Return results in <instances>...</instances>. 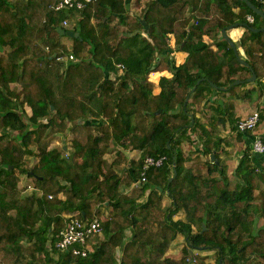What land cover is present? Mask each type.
<instances>
[{"label":"trees","instance_id":"trees-1","mask_svg":"<svg viewBox=\"0 0 264 264\" xmlns=\"http://www.w3.org/2000/svg\"><path fill=\"white\" fill-rule=\"evenodd\" d=\"M55 3L0 0V264H193V249L216 251V264H264V153L255 162L247 145L229 176L219 151L224 139H213L215 129L210 134L196 116L214 92L248 96L236 80L248 83L255 73L262 84L264 30L254 28L264 17L245 0H151L137 16L127 13V0H92L68 11ZM236 23L248 66L226 39L217 49L203 40L212 28L221 33ZM173 51L188 56L177 65ZM69 54L75 59L58 60ZM162 70L172 76H162L154 93L150 74ZM230 123L236 130V119ZM198 129L206 134L198 136L202 148L187 153L183 144ZM66 134L69 158L65 146L50 147ZM134 149L139 158L117 171ZM26 156L38 160L28 167ZM147 156L166 160L123 192L141 177ZM23 174L38 191L24 194ZM180 211L185 218L174 219ZM75 212L101 219L103 237L86 256L55 245ZM179 234L187 244L182 259L168 253Z\"/></svg>","mask_w":264,"mask_h":264},{"label":"crops","instance_id":"crops-1","mask_svg":"<svg viewBox=\"0 0 264 264\" xmlns=\"http://www.w3.org/2000/svg\"><path fill=\"white\" fill-rule=\"evenodd\" d=\"M149 1L151 0H127L128 2L127 13L133 16L140 15L142 13L143 8H145L146 4ZM234 10L238 11L239 8L235 7ZM243 32H244V28L242 26L233 27L227 30L228 35L235 42L237 46L239 56L242 59H245L246 54L243 47L240 44V40L243 35ZM170 36H171V45L174 47L175 37L172 34ZM223 38H224L223 32L220 33L217 29L214 28L211 29V34L209 33L203 34V40L207 43H210L212 48L214 49H217V43L221 42ZM187 56H188V52L186 51L172 52V57L174 58L177 65L183 63L186 60ZM150 76H151L150 80L154 83V93H159L161 91V86L159 84L160 78L162 76L171 77L172 73L169 70L154 71L150 74ZM239 84H243L241 86V90L250 91L248 96L246 97L232 96L227 91L214 92L210 94L208 98L204 101L203 111H198L196 114L197 118L200 120V123L207 128L210 134L213 131V129H215V132L212 133L213 139H216L217 137H221L224 139V142L222 143L221 147H219V151H220V158L229 176L234 173L239 163L240 157L245 151L246 146L247 145L252 146L253 138H254L253 133H250L249 135L242 136V138L239 139L238 136L236 135L237 131L235 130L234 125L230 123V119L233 118L236 119L237 121L240 118L249 116L256 110H260L261 122L254 133L262 137L264 136V79L262 80L261 85L260 83L255 82V79L250 80L248 83H243V81L241 80ZM260 87L262 88L263 91V95L261 99H259L258 96V93L261 90ZM198 136L200 138L202 136L204 139L206 138V134L203 135L201 129H198V131L192 135L191 142L188 141L184 142L183 146L187 153L197 152L202 148L203 140L200 139ZM188 145L191 146L192 149L187 148ZM117 148L120 149V146H118ZM240 148H242L241 150L242 153L238 154ZM65 149H66L65 153H69L68 155H70L71 147L67 143L65 144ZM140 152L141 151L138 149L126 150V155L128 156V160H124L118 167H116L117 171L123 169H130L131 167L130 159H138L140 156ZM115 153L116 150L115 152L106 154V158L112 160L113 158H115ZM236 154H238V159L237 157H235ZM259 155L261 154L254 152L253 157L255 158V162L257 161ZM109 156L112 158H110ZM234 158L236 159L235 163H234ZM135 186L136 184L135 182H133L132 185L130 186H124L122 190L123 192L129 194ZM165 202L169 203L170 199L168 197H165ZM110 209L111 208H109L107 204L106 206L102 207L101 209L102 220L106 219ZM184 218H185L184 211H180L178 214L174 216V219H184ZM181 236L184 237L182 234H179L174 240V242H176ZM102 237H103V233L101 232L100 234L92 238V240L89 242L90 249H93L99 238ZM173 243H172L173 246L171 245L170 250L168 252L171 255L174 251ZM185 245L183 244L182 250L187 247V244ZM192 251L193 250H191V253ZM210 251H214V250H210ZM118 253H121L120 248L118 249Z\"/></svg>","mask_w":264,"mask_h":264},{"label":"built area","instance_id":"built-area-1","mask_svg":"<svg viewBox=\"0 0 264 264\" xmlns=\"http://www.w3.org/2000/svg\"><path fill=\"white\" fill-rule=\"evenodd\" d=\"M91 1L92 0H56L54 9L56 11H68L72 9L81 10ZM255 1L264 6V0ZM247 19L249 22L254 21V17L251 14L247 16ZM63 25L65 27H69V20L65 19L63 21ZM74 59L75 57L73 54L61 55L58 57V60L63 61L65 64ZM118 67L120 74H122L124 72V66L122 64H118ZM260 122L261 112L260 110H256L249 116L238 119L235 123V127L236 131L238 132L253 133L254 138L252 143V150L255 153L262 154L264 153L263 137L254 133L258 128ZM165 160V156H160L157 158L147 156L144 160L141 177L136 180L135 184L140 185L144 183L147 180L146 171L152 166H161ZM65 223L66 225L60 231L56 240V247L63 251H71L76 255L86 256L92 250L89 247V242L92 240V238L102 232L101 220L98 217H95L92 220H87L79 217V215L75 212L66 216Z\"/></svg>","mask_w":264,"mask_h":264},{"label":"rangeland","instance_id":"rangeland-1","mask_svg":"<svg viewBox=\"0 0 264 264\" xmlns=\"http://www.w3.org/2000/svg\"><path fill=\"white\" fill-rule=\"evenodd\" d=\"M69 23L71 24L72 21L69 20ZM64 40L68 46L72 45V39L71 38L65 37ZM149 78H151V76ZM26 110L28 113H31V108L29 106H26ZM0 133H2L1 130H0ZM14 134H16V132ZM67 142H69V135L66 134V136L65 135L64 136H58V137L54 138L53 140H51L50 147L51 146H59V147L65 146V144ZM31 147L33 148L34 151H37V145L36 144H33ZM187 148L192 149V147L189 145L187 146ZM241 150H242V148H240V151L238 150L239 151L238 154L242 153ZM68 154L64 153V156L66 158H69ZM238 154L235 155V157H237V159H238ZM110 158H112V157H110ZM25 160H26L27 166L32 167L37 162L38 157L37 156H26ZM235 160L236 159L234 158V163H235ZM120 171H122V170H120ZM20 185L24 186V188H25L24 194H31V192L38 191V189L34 185L33 180L31 178H29L28 176H26L25 174L21 175ZM262 223H263V220L260 219L257 222V226L261 225ZM173 244H174V247H173L174 251H173L172 255L176 258H179V259L185 258L183 250H182L183 244L184 245L186 244L184 237L181 236ZM175 249H177V250H175ZM192 255L195 256V259H196V261H194L193 264H216V259H217V252L216 251H210L207 249L205 251L199 250V249H193ZM185 264H188V263L185 261Z\"/></svg>","mask_w":264,"mask_h":264},{"label":"water","instance_id":"water-1","mask_svg":"<svg viewBox=\"0 0 264 264\" xmlns=\"http://www.w3.org/2000/svg\"><path fill=\"white\" fill-rule=\"evenodd\" d=\"M245 2L247 3V5L254 11L256 12L257 14L261 15L262 17H264V10L261 9L259 6H257L254 2H252L251 0H245ZM239 26V23H236L234 25H231V26H228L227 28H224L222 30L223 32V36L224 38L231 44L235 54L239 57L240 59V62L244 65H249V63L245 60V59H242L240 56H239V52H238V49H237V46L235 44V42L230 38V36L228 35L227 33V30L230 29V28H233V27H238ZM59 32L62 34V35H68V36H71V37H78L79 36V32H76L74 30H66L62 27H59L58 28ZM255 31H261V30H264V26L263 27H260V28H254ZM256 79V74L253 73V76L250 78V80H254ZM241 82V80H236L235 83L236 84H239ZM161 110H158L157 112L155 113H158L160 112ZM215 154H212L211 155V159L212 160H215ZM218 162V161H217ZM204 229H205V225H203Z\"/></svg>","mask_w":264,"mask_h":264}]
</instances>
